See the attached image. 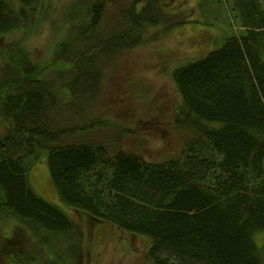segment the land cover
<instances>
[{
    "label": "trees",
    "instance_id": "1",
    "mask_svg": "<svg viewBox=\"0 0 264 264\" xmlns=\"http://www.w3.org/2000/svg\"><path fill=\"white\" fill-rule=\"evenodd\" d=\"M165 3L134 0L109 25L106 0H75L69 19L52 16V0H0V218L15 217L40 251L80 235L30 185L32 163L47 153L60 200L147 237L152 264H264L255 240L264 232V0H232L235 32L173 68V123L184 132L175 156L151 162L86 140L116 126L92 113L108 62L139 46L147 26L167 23ZM47 26L57 36L41 63L27 40Z\"/></svg>",
    "mask_w": 264,
    "mask_h": 264
},
{
    "label": "rangeland",
    "instance_id": "2",
    "mask_svg": "<svg viewBox=\"0 0 264 264\" xmlns=\"http://www.w3.org/2000/svg\"><path fill=\"white\" fill-rule=\"evenodd\" d=\"M133 1L106 0L105 21L113 24L111 21ZM74 2L52 0V16L59 19L66 13L64 18L69 19L70 10H75ZM165 10L170 14L165 25L147 26L139 46L121 51L108 62L92 113L108 117L116 126L92 132V136H86L90 143L107 144L112 140L120 148L151 162H161L181 150L184 132L173 123V110L181 98L171 72L188 58L220 46L224 37L235 32L236 25L232 0H166ZM46 29L27 40L34 59L41 63L52 59L53 38L57 36V26ZM3 42L0 39V77L5 64L1 54ZM29 182L40 197L74 219L80 235L57 241L51 252L40 251L38 242L30 239L24 226L15 217L4 214L0 218V244L10 243L13 252L1 256L4 253L0 247V264H18L24 258V264H152L146 258L150 245L147 237L97 221L60 200L47 153L32 163ZM255 240L258 246L264 245V232L257 234Z\"/></svg>",
    "mask_w": 264,
    "mask_h": 264
}]
</instances>
